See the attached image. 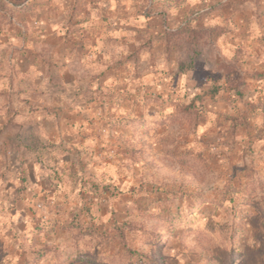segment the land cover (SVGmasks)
I'll return each mask as SVG.
<instances>
[{"label": "rangeland", "instance_id": "1", "mask_svg": "<svg viewBox=\"0 0 264 264\" xmlns=\"http://www.w3.org/2000/svg\"><path fill=\"white\" fill-rule=\"evenodd\" d=\"M0 264H264V0H0Z\"/></svg>", "mask_w": 264, "mask_h": 264}, {"label": "crops", "instance_id": "2", "mask_svg": "<svg viewBox=\"0 0 264 264\" xmlns=\"http://www.w3.org/2000/svg\"><path fill=\"white\" fill-rule=\"evenodd\" d=\"M69 103H71V102H68V104H67V102H65L63 100L62 101L59 100L56 103V105L59 106V108H62L66 105L69 106ZM33 118H34V120L36 119L37 121H39L41 124H44L45 122H50L52 124L53 123L52 121H55L58 123L59 128H57L58 130L56 131V127H55V131L54 132L52 131L49 134V136H51V137H55V136L57 137L59 132L61 135H63L65 132L67 133V131L72 127V124L74 123V115H69V114L64 115L60 111H58L57 114H54L52 116L45 113L42 115L33 116Z\"/></svg>", "mask_w": 264, "mask_h": 264}, {"label": "trees", "instance_id": "3", "mask_svg": "<svg viewBox=\"0 0 264 264\" xmlns=\"http://www.w3.org/2000/svg\"><path fill=\"white\" fill-rule=\"evenodd\" d=\"M206 93H209V94H211L212 96L215 94V92H214L213 90H209V91H207Z\"/></svg>", "mask_w": 264, "mask_h": 264}]
</instances>
